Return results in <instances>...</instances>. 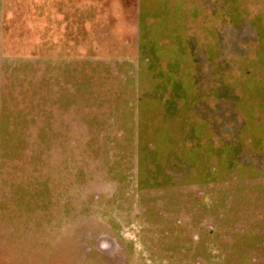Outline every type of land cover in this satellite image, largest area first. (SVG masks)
Wrapping results in <instances>:
<instances>
[{"label": "rangeland", "instance_id": "1", "mask_svg": "<svg viewBox=\"0 0 264 264\" xmlns=\"http://www.w3.org/2000/svg\"><path fill=\"white\" fill-rule=\"evenodd\" d=\"M83 1L88 31L135 3ZM221 2L216 59L218 20L195 0L200 42L182 68L193 86L173 107L108 78L113 59L90 42L82 82L61 90L45 88L43 42H13L0 56V264H264V110L251 109L254 89L264 100V0ZM49 147L51 201L36 210L27 170L41 162L43 173L44 159L26 152Z\"/></svg>", "mask_w": 264, "mask_h": 264}, {"label": "crops", "instance_id": "2", "mask_svg": "<svg viewBox=\"0 0 264 264\" xmlns=\"http://www.w3.org/2000/svg\"><path fill=\"white\" fill-rule=\"evenodd\" d=\"M210 2L201 0L204 9L219 24L208 34V42H214L216 49V54L210 57L221 59L222 23L226 27L227 5H222L221 0H216L215 6ZM194 4L195 0H135L133 5L125 3L123 10L114 6L108 13H101L97 24L88 31L85 30L83 0H0V56L11 52L8 48L14 46L13 42H43L45 88L54 83L59 84L61 87L57 90H61L69 78H74L76 85L78 80L82 82L85 42H90L93 54L103 48L105 56L113 59L108 63L113 65L108 78L121 74L125 87L141 88L154 94V100L159 103L164 101L173 107L175 101H186L189 97L183 96L186 86H193L194 75L189 78L182 68L187 71L190 68L184 64L185 61L188 64L190 54L195 65L194 42H200L195 31H190L197 13ZM189 42H193L191 53ZM191 68L194 72L195 67ZM260 94L257 89L253 90L251 109L254 111L264 110ZM165 96L168 97L165 99ZM46 150L26 152L28 160L31 156L44 159L43 173L41 162L27 170L25 189L28 199L35 205L38 203L36 210H46V200L51 201L52 173L49 167L46 169V163L51 165L52 152L50 147ZM71 151V156L66 158L70 161L71 174L77 175L78 152ZM38 176H43L40 180L44 184L42 193L35 186ZM69 219L64 221L67 226L73 229L75 225L76 228L78 221L68 223ZM43 229L39 224L38 231Z\"/></svg>", "mask_w": 264, "mask_h": 264}]
</instances>
